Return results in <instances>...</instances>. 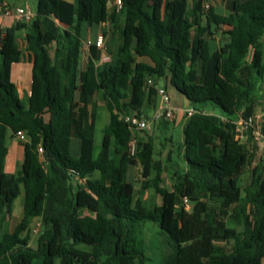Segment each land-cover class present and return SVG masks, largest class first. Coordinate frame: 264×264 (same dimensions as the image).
Masks as SVG:
<instances>
[{
  "label": "trees",
  "instance_id": "1",
  "mask_svg": "<svg viewBox=\"0 0 264 264\" xmlns=\"http://www.w3.org/2000/svg\"><path fill=\"white\" fill-rule=\"evenodd\" d=\"M37 1L29 23L0 28V264H146L149 224L168 246L163 264H264V121L258 139L237 124L264 110V0H222L227 14L210 0H122L118 13L109 0ZM94 27L105 30L110 62H100L95 44L84 49ZM20 30L33 65L27 102L12 81ZM161 81L195 111L177 143L185 166L171 191L155 140L138 141L130 156L136 131L125 122L151 118ZM100 101L110 120L94 158ZM20 131L29 141L9 173L8 142ZM131 167H140L138 190ZM149 189L162 198L158 210L145 205ZM22 193L23 217L10 234L3 227Z\"/></svg>",
  "mask_w": 264,
  "mask_h": 264
},
{
  "label": "crops",
  "instance_id": "2",
  "mask_svg": "<svg viewBox=\"0 0 264 264\" xmlns=\"http://www.w3.org/2000/svg\"><path fill=\"white\" fill-rule=\"evenodd\" d=\"M71 3H75V0H67ZM209 4L211 6H213L219 13L221 14H227V8H226V4L222 1V0H210ZM26 6H28L26 4ZM18 7H25V6H18ZM52 26L53 28H59L60 22L54 18H52ZM18 21L12 18H3L0 17V28L1 29H7L10 27H13L15 24H17ZM227 29V28H225ZM101 30L100 27H94L91 32H90V36L88 38H91L92 40H95L99 34V31ZM25 35L26 32L24 30H20L17 33V37H18V41L20 44V47L23 51V56L22 59L19 63L15 64L12 68V81L16 84L17 86V91H18V95L19 98L21 100H25L28 99V97L31 95V85H32V57L25 51ZM95 37H94V36ZM165 87V82H159V86ZM168 92V89H167ZM263 92H264V83H263ZM171 94V93H170ZM168 93L169 96V103L170 106L176 110V117L173 121H171L168 125H165L162 121H151V131L150 133H147L148 135H146V133H142V132H138L136 131V140L137 141H148L149 136H151L154 140H155V150L156 153L158 154V156H156L157 158L159 157L162 161H163V165H164V177L166 176L167 173L170 174V178L172 180V184L170 186V188H167L164 184V187L171 191V187L173 185V174L174 171L177 169H183L185 166V163H182L181 166L179 165V168H174L172 171L169 170V168L174 165L172 162L173 159H171L172 157L167 155H164V151L168 149V145H169V151L168 152H172V150L174 149V138L172 136H170L169 138H166V140L168 141V145L162 146V150L157 151V140H156V133L160 132L163 133L165 131H168L170 129V126H180L182 132L184 133V129L185 126L187 124V121L189 119V117L187 116V111L192 109L188 99L183 96V97H179L176 95V93H172L170 95ZM102 101L96 103V106L101 103ZM102 104H104L102 102ZM162 101L161 98L159 97L158 99V108L161 107ZM96 109V107H95ZM258 114V113H257ZM153 115V113L151 114V116ZM151 119V118H150ZM264 121V115H262V120H261V125L262 122ZM97 124H98V117L96 114V128H97ZM172 124V125H171ZM97 131V130H96ZM96 134L97 132H95V138H96ZM103 136H104V130H103ZM183 135H181L179 137L180 141L183 140ZM103 140V137H102ZM28 138L26 136L21 137V136H14L13 138H11L8 142V147H9V152H8V156L5 162V170L6 172L9 173H17L20 169V166L24 160V145L28 142ZM163 145V144H162ZM102 148V147H101ZM72 156L77 158L80 154V142L77 140L73 141L72 144ZM101 150L99 152L95 153V145H94V158H97L98 155L100 154ZM160 154V155H159ZM169 158L171 160H169ZM175 166H177V163H175ZM141 177V171H140V167H131L129 170V175H128V179H136V181H139ZM166 179V177H165ZM144 180V179H143ZM140 182V181H139ZM165 182V181H164ZM141 184V183H140ZM81 185L85 186V183L81 181ZM153 191L154 193L150 192ZM153 194L155 196V198L157 199V203L155 204V206H153L152 210H158L162 207V198L160 199L161 196L157 195V193L155 192L154 189H149L147 191H145L144 193V197L143 200H149V195ZM20 198V203L18 204V206H16V202L17 200ZM22 198V199H21ZM161 200V201H160ZM24 206H25V195L24 193L21 194L20 197H18L15 202L13 203V207H12V217L11 219L4 225V229L6 232L12 234L15 232L18 224L20 223V221L22 220L23 217V212H24ZM83 215H90V213L88 211H84L82 212ZM41 220L40 219H36L32 226V239L30 242V247L36 249L38 247V240L35 241L33 234L38 235L37 229L41 228ZM40 231V230H39ZM39 239V237H38Z\"/></svg>",
  "mask_w": 264,
  "mask_h": 264
},
{
  "label": "rangeland",
  "instance_id": "3",
  "mask_svg": "<svg viewBox=\"0 0 264 264\" xmlns=\"http://www.w3.org/2000/svg\"><path fill=\"white\" fill-rule=\"evenodd\" d=\"M4 4L8 5L9 7H18V6H26V4L32 8L33 11H35L36 6H37V0H3ZM94 36V35H93ZM95 37V36H94ZM91 39V38H90ZM163 83V81H161ZM164 84H162L163 86ZM168 93H176L177 96L183 97L182 94H180L177 90H175L173 87L169 86L168 88ZM170 94V95H171ZM24 102H27V99L24 100ZM261 106H264V92H262V102L260 103ZM215 112L218 114L220 113V110L218 108L215 109ZM259 115H264V110H259L257 112ZM96 114L98 117V124L96 128V138H95V153L99 152L102 147V137H103V130L105 127L108 125L110 117H109V112L106 109L105 104L99 103L96 106ZM154 114V113H153ZM165 121V120H163ZM171 122V121H169ZM172 125V124H171ZM151 130L146 131L147 133H150ZM143 133V132H142ZM183 135V132L181 130L180 126L174 127L170 126V129L168 131H165L163 133L157 132L156 133V140H157V151L162 150V146H167L168 141L166 138H169L172 136L174 138V149L172 152L169 151V145L167 151H164L165 156H170L172 157L171 159L172 162L177 163V166L172 165L169 170L172 171L174 168H179L178 166L182 163H184V160L182 157L179 155L178 150H177V143L180 141L179 137ZM163 144V145H162ZM174 151V152H173ZM166 179L164 182V185L167 188H170L172 184V180L170 178V174H166ZM132 184H134L135 188L138 190L141 187V184L136 181V179H128ZM250 181V175L247 173L244 176L243 179V184L247 185ZM151 193H154L153 191L150 190ZM22 199V198H21ZM161 199V197H160ZM157 199L153 194L149 195V200H145V205L149 208L152 209L153 206L157 203ZM20 198L17 200L16 206L20 203ZM161 201V200H160ZM156 207V206H155ZM192 205L190 203H187L186 205V211L191 210ZM239 230H243V227H239ZM35 241L38 240L39 237V232L38 235L33 234ZM145 255L147 258L146 264H163L164 261V256L168 253L169 249L166 243L164 242L163 236L159 234L158 228L154 224H149V230L147 232V235L145 237Z\"/></svg>",
  "mask_w": 264,
  "mask_h": 264
},
{
  "label": "built area",
  "instance_id": "4",
  "mask_svg": "<svg viewBox=\"0 0 264 264\" xmlns=\"http://www.w3.org/2000/svg\"><path fill=\"white\" fill-rule=\"evenodd\" d=\"M109 7L113 9L115 12H120L123 8L122 0H109ZM206 8H209L207 5ZM35 16L34 11L29 6L25 7H2L0 6V17L3 18H12L17 20L18 22L29 23ZM106 40L107 36L104 29L99 31V34L95 40L88 39L84 43V49L87 50L90 46L96 45L97 48L102 52L101 63H107L111 61V56L107 53L106 50ZM158 95L161 98L162 104L161 107L158 108L154 114L151 116V119L145 116L131 115L125 118V122L135 131H149L151 129V121H173L176 117V110L170 106L169 96L167 94L166 88L163 86L158 87ZM194 110H188L187 116L191 117L194 114ZM261 120L262 115L256 114L252 117L244 119L241 115L239 116V120L237 124L241 131H252V136L255 139L262 137L261 132ZM18 136L24 137L25 134L20 131ZM138 151V141L136 139H132L128 146V152L130 156H136ZM39 152L43 153L44 150L42 146L39 147ZM40 228L37 229L39 232Z\"/></svg>",
  "mask_w": 264,
  "mask_h": 264
}]
</instances>
